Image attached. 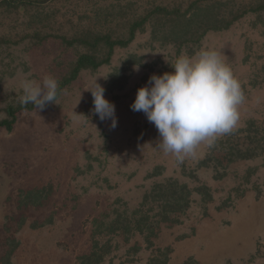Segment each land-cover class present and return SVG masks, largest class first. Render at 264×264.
<instances>
[{"label": "rangeland", "instance_id": "rangeland-1", "mask_svg": "<svg viewBox=\"0 0 264 264\" xmlns=\"http://www.w3.org/2000/svg\"><path fill=\"white\" fill-rule=\"evenodd\" d=\"M1 1L0 121L11 118L9 107L25 105V80L52 76L59 85L81 54L107 57L105 36L131 40L116 45L108 63L81 70L54 102L19 111L12 130L0 129V264H39L51 252H32L35 246L51 242L68 249L80 234L90 233L93 243L97 217L114 209L131 212L169 178L192 188L205 183L213 200L204 204L195 193L181 223L162 225L151 246L141 234L111 239L112 252L102 264H156L165 257L158 249L168 247L166 264L189 258L198 264H264V157L237 160L216 179L212 167L198 166L212 144L201 143L193 155L177 160L158 147L155 125L130 107L151 75L171 72L181 53L207 47L222 53L245 95L233 130L264 121V0H27L33 4L15 7ZM233 7L251 10L203 35L202 27L186 28L179 39L200 40L173 43L175 9H191L188 17L194 10L204 15ZM96 83L115 104V128L93 111L90 89ZM41 188L42 204L26 205L22 192ZM12 237L18 245L9 256Z\"/></svg>", "mask_w": 264, "mask_h": 264}, {"label": "trees", "instance_id": "trees-1", "mask_svg": "<svg viewBox=\"0 0 264 264\" xmlns=\"http://www.w3.org/2000/svg\"><path fill=\"white\" fill-rule=\"evenodd\" d=\"M234 1V0H233ZM1 4L10 6H24L33 4V1L27 0H2ZM208 4V3H207ZM208 4L207 6H209ZM195 6V5H194ZM160 11L164 8H159ZM191 10V9H189ZM188 11H180L175 9L173 11V43L181 46L183 43L196 42L200 39H179L183 36L182 33L186 28L195 27V29H204L203 34L211 29H224L229 27L240 16L251 10L250 8L233 7L229 10L219 13L208 12L201 15L199 11L194 10L190 16L187 17ZM222 17H219L220 15ZM182 25V26H181ZM134 29L131 31V38L134 36ZM104 42L108 47V55L104 59H99L93 54L84 53L81 54L75 64V67L71 75L63 79L58 85L56 99L59 98L62 89L75 80L79 72L87 68H98L103 64L110 61L116 45H126L131 39L128 40H113L109 36L104 37ZM72 43V42H70ZM132 62H138L136 55L131 56ZM50 103H47L48 105ZM36 106L29 103L21 105L17 108L9 107L8 115L11 118H5L0 121V129L2 127L12 130L17 119V113L21 110L28 109L33 110ZM256 157H264V121L250 120L247 122L246 127H242L238 130H232L230 133L225 134L217 138L211 145L209 152L203 158L198 166L199 168L212 167L215 171V178L221 179L226 175L228 165L231 163ZM197 180V179H196ZM196 187H191L186 182H181L177 178H169L164 182L155 184L152 189L147 192L142 202L138 207L129 212L128 210L114 209L112 214H105L102 218L97 217L94 220V246L93 250L89 254H85L79 257V264H102L105 261L107 255L112 252L110 249L112 244L111 239L115 237L123 236L125 241H129L134 235L141 234L145 237L147 244L151 246L153 244V238H156L162 225L172 226L173 224L181 223L180 217L185 214L192 203L195 201L193 195L195 193L202 197L204 204L213 200V193L211 188L201 183ZM45 190L33 189L22 192L25 198L26 205L39 206L42 201L39 200V196L43 194ZM109 218V219H108ZM110 236V239L101 241L100 236ZM12 248L8 255H12L17 248L15 238L12 237ZM14 243V244H13ZM134 250H138L139 247H134ZM165 255L164 259L158 261L156 264H166L167 258L171 249L168 247L165 250L158 249ZM156 258H151L149 262H153ZM183 264H198L193 258H189L183 262Z\"/></svg>", "mask_w": 264, "mask_h": 264}, {"label": "clouds", "instance_id": "clouds-1", "mask_svg": "<svg viewBox=\"0 0 264 264\" xmlns=\"http://www.w3.org/2000/svg\"><path fill=\"white\" fill-rule=\"evenodd\" d=\"M173 71L153 74L138 89L133 111L143 112L159 133L158 147L177 160L193 155L201 143L230 133L240 117L245 95L221 52L201 47L192 55L181 53L171 63ZM58 81L46 76L42 82H23V104L44 108L56 100ZM94 113L101 121L117 126L115 104L105 97L99 83L90 89Z\"/></svg>", "mask_w": 264, "mask_h": 264}, {"label": "crops", "instance_id": "crops-1", "mask_svg": "<svg viewBox=\"0 0 264 264\" xmlns=\"http://www.w3.org/2000/svg\"><path fill=\"white\" fill-rule=\"evenodd\" d=\"M113 202H115V201H113ZM44 231L48 232V230H44ZM67 232H70V230H68ZM75 239H78V240H76V246L77 247L75 245H72L70 248L64 249V248H59L56 244L49 242L46 245H42L41 247L35 246V249L32 252H37V249H39V251L41 250V251H50L51 252V255L46 260L45 259H43L41 261L39 260V264H75V258L77 256H80V255L83 256L85 254H89L93 250V246H94V241H93V243L91 240L89 241L90 233L85 234L83 236L80 234ZM135 239L142 241L141 236H137ZM72 240L74 242L73 238H72ZM186 244L191 245L192 241H187ZM192 246H194V244ZM121 250H123V249H121ZM144 253H145V250H144L143 254ZM146 256H148V255H146ZM26 264H28V263L26 262Z\"/></svg>", "mask_w": 264, "mask_h": 264}]
</instances>
